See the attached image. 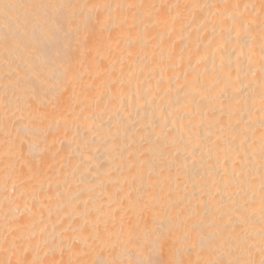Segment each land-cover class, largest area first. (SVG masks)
<instances>
[{
    "label": "bare ground",
    "instance_id": "bare-ground-1",
    "mask_svg": "<svg viewBox=\"0 0 264 264\" xmlns=\"http://www.w3.org/2000/svg\"><path fill=\"white\" fill-rule=\"evenodd\" d=\"M0 264H264V0H0Z\"/></svg>",
    "mask_w": 264,
    "mask_h": 264
}]
</instances>
